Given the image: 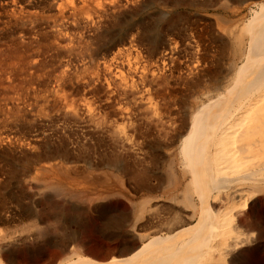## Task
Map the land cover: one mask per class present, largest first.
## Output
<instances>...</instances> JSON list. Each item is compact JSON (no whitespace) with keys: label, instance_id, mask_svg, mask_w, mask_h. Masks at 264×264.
Segmentation results:
<instances>
[{"label":"bare ground","instance_id":"1","mask_svg":"<svg viewBox=\"0 0 264 264\" xmlns=\"http://www.w3.org/2000/svg\"><path fill=\"white\" fill-rule=\"evenodd\" d=\"M256 199L264 0H0V264H237Z\"/></svg>","mask_w":264,"mask_h":264},{"label":"rangeland","instance_id":"2","mask_svg":"<svg viewBox=\"0 0 264 264\" xmlns=\"http://www.w3.org/2000/svg\"><path fill=\"white\" fill-rule=\"evenodd\" d=\"M182 8V10H185L184 11V13H186V14H188V15H190V17H191V15H193V16H195L194 15V13H192L193 12V10L191 9V7H189V6H182L181 7ZM191 13V14H190ZM181 56H183V54L181 55ZM80 160L78 159L76 162L78 163V164H81L82 163V159H81V161L79 162ZM262 197V196H261ZM118 199L119 200H122L121 199V197H118ZM53 200H54V202H53ZM57 200V201H56ZM258 200V201H257ZM51 201H52V204H51ZM51 201H49V203L50 204H46V203H43V201L41 200L40 201V204H38L37 205V208H38V210L41 212V214H42V216L44 217V219H45V216H46V209L47 208H52L54 205V207L52 208V209H61V211L64 213L65 212V214H66V217H70L71 216V211H67V209L69 210V207H68V205H67V202L66 201H64V200H61L60 198H53ZM56 201V202H55ZM60 201H61V203H60ZM64 201V202H63ZM261 203H260V202ZM123 202V201H122ZM42 203L45 205H42ZM256 203H258V204H256ZM57 204V205H56ZM60 204H61V207H60ZM65 204H66V206H65ZM40 205V206H39ZM47 205V206H46ZM49 205V206H48ZM59 205V206H58ZM122 205V204H121ZM52 206V207H51ZM60 207V208H59ZM45 208V210H43ZM247 210H244V211H242V213H241V218L242 219H244V221H249V220H252V221H254L257 225H255V229H256V231H255V229H254V231H253V237H254V239L256 240V241H258V242H262V244L264 245V205H263V203H262V201L261 200H259V199H256V201H254V202H250L249 204H248V206H247V208H246ZM262 209V210H261ZM251 210V211H250ZM255 211H256V213H255ZM251 213L250 215L249 214H246V213ZM45 213V214H44ZM253 214H255V215H253ZM263 216H262V215ZM259 215V216H258ZM261 215V216H260ZM247 216V217H246ZM249 216V217H248ZM256 216V217H255ZM253 218H255V219H253ZM86 219L87 220H84V221H86V222H79L80 224H79V229H80V231H81V237L84 239V237H85V240L86 239H88V240H86L87 241V244L88 245H91V243H92V241L90 240V239H92V237H90L91 235H94V232H92L91 233V230H89V229H91L92 228V226H91V222H93L94 223V221L93 220H89L87 217H86ZM258 219H260V220H258ZM46 221H49V220H47V217H46ZM52 222V221H51ZM50 223V222H49ZM86 223V226H84L83 224H85ZM259 223V224H258ZM88 225H90L89 227H88ZM257 230H259V233H258V231ZM87 231H88V233H87ZM255 232V233H254ZM85 234V235H84ZM90 234V235H89ZM256 237V238H255ZM240 249H238L239 251H238V253L239 254H242V255H240L241 256V260H240V263H237V264H264V248L263 249H261L262 251H258V250H254V249H244V247H239ZM240 251H241V253H240ZM251 251V252H250ZM243 252V253H242ZM245 252H247V253H245ZM39 255H41V254H39ZM247 257H246V256ZM243 257V258H242Z\"/></svg>","mask_w":264,"mask_h":264}]
</instances>
